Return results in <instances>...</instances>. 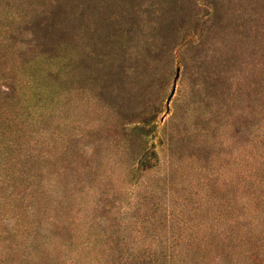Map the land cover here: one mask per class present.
I'll use <instances>...</instances> for the list:
<instances>
[{
	"label": "rangeland",
	"instance_id": "rangeland-1",
	"mask_svg": "<svg viewBox=\"0 0 264 264\" xmlns=\"http://www.w3.org/2000/svg\"><path fill=\"white\" fill-rule=\"evenodd\" d=\"M0 264H264V0H0Z\"/></svg>",
	"mask_w": 264,
	"mask_h": 264
},
{
	"label": "trees",
	"instance_id": "trees-1",
	"mask_svg": "<svg viewBox=\"0 0 264 264\" xmlns=\"http://www.w3.org/2000/svg\"><path fill=\"white\" fill-rule=\"evenodd\" d=\"M211 62H213V61L211 60Z\"/></svg>",
	"mask_w": 264,
	"mask_h": 264
}]
</instances>
